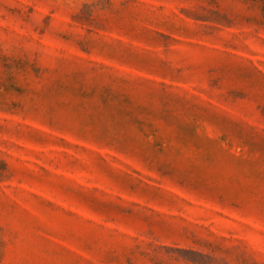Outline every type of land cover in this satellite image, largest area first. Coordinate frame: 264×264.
Instances as JSON below:
<instances>
[{"label": "rangeland", "instance_id": "374dc122", "mask_svg": "<svg viewBox=\"0 0 264 264\" xmlns=\"http://www.w3.org/2000/svg\"><path fill=\"white\" fill-rule=\"evenodd\" d=\"M0 264H264V0H0Z\"/></svg>", "mask_w": 264, "mask_h": 264}]
</instances>
